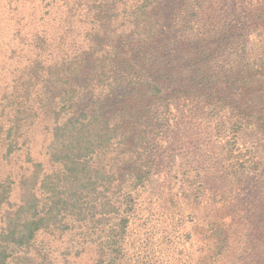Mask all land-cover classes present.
I'll list each match as a JSON object with an SVG mask.
<instances>
[{
  "label": "rangeland",
  "instance_id": "374dc122",
  "mask_svg": "<svg viewBox=\"0 0 264 264\" xmlns=\"http://www.w3.org/2000/svg\"><path fill=\"white\" fill-rule=\"evenodd\" d=\"M78 1L0 0V194L6 187L7 196L0 201V244L3 233L23 229L28 209L20 207L29 204L30 191L43 205L44 184L61 176V165L51 158L55 129L67 117L111 118L125 101L126 82L106 67L101 71L95 61L108 54L110 43L129 41L134 21L130 5L113 1L106 10L109 24L87 30L74 21L75 15L69 25L64 23ZM179 1L174 4L179 6ZM204 11L202 20L228 23L236 36L242 29L250 39H264V0H209ZM65 34L77 35V41L87 37L83 47L90 41L92 58L61 71ZM252 47L258 50V45ZM115 49L109 56L120 53L114 66L123 58L135 65L129 54H122L119 46ZM180 108H172L175 122L191 114L187 107ZM10 126L17 133L18 149L8 154L4 138ZM248 134L231 140L235 145H227L228 152L219 144L231 134H201L195 153L178 149L191 132L174 127L166 135H149L152 143L145 154L132 159L136 162L116 160L120 166L115 173L125 179L122 191L131 195L119 209L127 216L125 230L118 235L119 253L102 255L99 247L107 240V227L76 222L71 232L56 227L39 231L30 252L15 253L10 264H111V258L115 264H264V133ZM147 154L151 158L146 159ZM252 155L258 166L250 163ZM237 156L240 161L249 157V162L239 165ZM136 169L146 175L141 182L125 174ZM102 209L97 206V211ZM9 213H16L17 219L8 222Z\"/></svg>",
  "mask_w": 264,
  "mask_h": 264
},
{
  "label": "trees",
  "instance_id": "16d2710c",
  "mask_svg": "<svg viewBox=\"0 0 264 264\" xmlns=\"http://www.w3.org/2000/svg\"><path fill=\"white\" fill-rule=\"evenodd\" d=\"M113 1L117 0H79V6L75 5L65 15L64 23L69 25L75 15L74 21L84 23L87 30L104 27L109 24L105 22L106 10ZM208 1L183 0L179 6L174 4L179 0L123 1L125 7L130 5L134 20L131 37L119 45L110 43L108 54L95 61L101 63V71L106 67L126 82L122 109L105 120L99 115L79 121L67 117L55 129L51 158L61 165V176L55 182L47 180L44 184L47 197L43 205L35 192L30 191L29 204L20 207L28 209L23 229L18 233L14 230L1 233L4 239L0 244V264H10L9 258L17 252H30L39 231L56 227L71 232L76 222L84 225L95 222L107 227V240L99 247L102 255L105 252L109 258L119 253L118 235L127 224L125 210L119 209L126 198L131 201V195L122 191L125 179L123 174L115 173L120 166L116 160L136 162L132 159L146 153L145 149L152 143L148 136L153 133L166 135L174 127L177 131L191 132L184 135L178 149L190 148L194 153L201 134L216 137L231 134L229 140L219 144L222 152H228L235 145L231 140L246 133H264V39H250L242 29L236 36L228 23L202 20ZM78 10H84L83 17ZM76 36L65 34L62 38L61 71L71 65L80 67L92 58L90 41L85 48L83 41L87 37L77 41ZM255 44L258 50L253 49ZM117 46L122 54L130 55V62L135 61V65L123 58L118 61V67L114 66L120 53L112 59L109 56ZM180 105L187 107L191 114H182L175 122L172 108L181 110ZM193 111L199 115L193 116ZM5 132L9 154L18 149V136L13 126ZM227 145L231 149L225 151ZM111 153L114 154L111 156ZM149 158L147 154L146 159ZM237 158L239 165L249 162V157L244 161ZM250 163L259 165L253 155ZM125 174H130L135 182H141L146 176L142 169ZM59 182H63L62 187ZM2 188L0 201L7 198L6 187ZM106 197L110 201L104 202ZM97 206L102 211H97ZM97 213L99 217L95 216ZM8 215V222L17 219L16 213ZM226 240L224 237L222 243ZM115 261L110 259L111 264Z\"/></svg>",
  "mask_w": 264,
  "mask_h": 264
}]
</instances>
